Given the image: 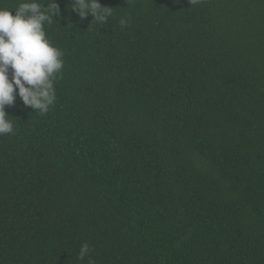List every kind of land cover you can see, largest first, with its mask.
I'll use <instances>...</instances> for the list:
<instances>
[{"label": "trees", "instance_id": "16d2710c", "mask_svg": "<svg viewBox=\"0 0 264 264\" xmlns=\"http://www.w3.org/2000/svg\"><path fill=\"white\" fill-rule=\"evenodd\" d=\"M72 2L56 103L5 106L0 264H264V0Z\"/></svg>", "mask_w": 264, "mask_h": 264}, {"label": "clouds", "instance_id": "9594fccd", "mask_svg": "<svg viewBox=\"0 0 264 264\" xmlns=\"http://www.w3.org/2000/svg\"><path fill=\"white\" fill-rule=\"evenodd\" d=\"M200 0H191L198 4ZM128 4L133 0H127ZM72 10L81 19L103 25L112 15L110 7L99 0H73ZM60 15L56 0L42 4L38 0H21L15 10L0 7V136L12 134L13 124L5 106H13L17 97L23 106L46 114L56 103L55 81L63 68V52L48 40L45 25ZM129 18H121V27L130 25ZM88 243L81 245L79 258L89 255ZM88 264H94L89 258Z\"/></svg>", "mask_w": 264, "mask_h": 264}]
</instances>
